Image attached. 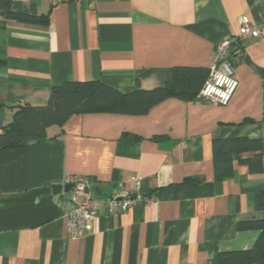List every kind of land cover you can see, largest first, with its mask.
I'll return each instance as SVG.
<instances>
[{"label":"crops","instance_id":"crops-1","mask_svg":"<svg viewBox=\"0 0 264 264\" xmlns=\"http://www.w3.org/2000/svg\"><path fill=\"white\" fill-rule=\"evenodd\" d=\"M33 7L39 24L0 15V128L17 103L42 107L50 88L98 81L129 93L151 90L175 68L209 69L237 19H264V0H89ZM241 41L237 89L226 106L168 98L140 116L74 114L46 138L0 151V264H208L216 253L247 250L261 219L255 195L263 169L250 173L232 157V176L215 180L213 142L264 138V29ZM66 175L88 177L98 196L121 184L150 196L124 214H98L72 239L66 198L53 195Z\"/></svg>","mask_w":264,"mask_h":264},{"label":"trees","instance_id":"trees-1","mask_svg":"<svg viewBox=\"0 0 264 264\" xmlns=\"http://www.w3.org/2000/svg\"><path fill=\"white\" fill-rule=\"evenodd\" d=\"M0 15L6 20L24 23H42L33 7H23L12 0H0ZM209 74V69L175 68L172 78L163 86L143 90L137 83L129 93H121L102 82H63L50 88L45 106L35 107L17 103L8 108L12 111L10 123L0 128V151L19 148L30 139L46 138V129L61 126L74 114L112 113L140 116L156 104L174 97L195 100ZM253 152L248 159H239L250 173L263 169L264 138L223 139L213 142L215 180L232 176V157ZM255 208L264 213V190L255 195ZM238 231H257L258 237L250 249L216 253L208 264H264V217L239 222Z\"/></svg>","mask_w":264,"mask_h":264},{"label":"built area","instance_id":"built-area-1","mask_svg":"<svg viewBox=\"0 0 264 264\" xmlns=\"http://www.w3.org/2000/svg\"><path fill=\"white\" fill-rule=\"evenodd\" d=\"M47 1L53 7L80 0ZM89 1L91 7H94L97 2V0ZM237 22V32L234 35L225 36L216 47L208 77L196 96L197 101L226 106L238 86L234 77V66L244 54L240 42L263 38L264 19L260 23H250L246 16H241ZM61 185H71L66 193L62 192V195L66 198L67 231L72 239H81L90 221L98 214H124L135 205L147 206L153 201L150 196L143 195L138 189L129 192L121 184L111 195L98 196L91 186L90 179L79 175L64 176Z\"/></svg>","mask_w":264,"mask_h":264},{"label":"water","instance_id":"water-1","mask_svg":"<svg viewBox=\"0 0 264 264\" xmlns=\"http://www.w3.org/2000/svg\"><path fill=\"white\" fill-rule=\"evenodd\" d=\"M70 188H71V185L62 186L59 184V185H53L51 187V190H52L53 195H59L61 194V192L66 193Z\"/></svg>","mask_w":264,"mask_h":264}]
</instances>
